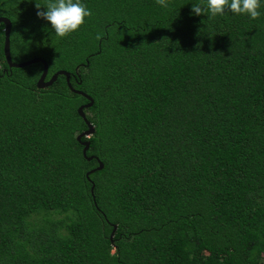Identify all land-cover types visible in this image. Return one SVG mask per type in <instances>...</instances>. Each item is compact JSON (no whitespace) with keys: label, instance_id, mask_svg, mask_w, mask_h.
<instances>
[{"label":"trees","instance_id":"1","mask_svg":"<svg viewBox=\"0 0 264 264\" xmlns=\"http://www.w3.org/2000/svg\"><path fill=\"white\" fill-rule=\"evenodd\" d=\"M36 2L0 0L13 61L94 100V159L89 101L11 69L0 24V264H264V0H82L65 38Z\"/></svg>","mask_w":264,"mask_h":264},{"label":"clouds","instance_id":"2","mask_svg":"<svg viewBox=\"0 0 264 264\" xmlns=\"http://www.w3.org/2000/svg\"><path fill=\"white\" fill-rule=\"evenodd\" d=\"M156 4L169 8V0H156ZM35 7L38 9L37 16L49 21L59 38L68 37L78 31L93 15L82 0H46L44 5L36 2ZM44 8L47 10H41ZM261 8V0H205L202 4L193 5L192 13L214 18L231 11L237 15L246 14L255 20L262 15ZM101 37L102 34H97L96 39L99 40Z\"/></svg>","mask_w":264,"mask_h":264},{"label":"water","instance_id":"3","mask_svg":"<svg viewBox=\"0 0 264 264\" xmlns=\"http://www.w3.org/2000/svg\"><path fill=\"white\" fill-rule=\"evenodd\" d=\"M0 24H4L5 25L4 53H5V56H6V60L8 62V65H9V67L11 69H13V68L23 69V68L29 67L31 65L37 64V63H42L44 65V70H43V73H42V75H41L38 83H37L38 89H41L42 90V89L49 88V87H51V86H53L55 84V82L58 80V78L60 76H65L67 78L68 85H69L70 89L72 90V92H74L76 94H79V95L85 97L89 101L88 104L83 105V106H81L78 109V113L85 120V122H86V124L88 126V129L86 131H84L82 134H80L78 136L77 140L84 147L83 154H84L85 158L88 161H92L94 159V157H88L87 156V154H88V152H89V150L91 148V142L90 141H83V138L90 139L96 133L95 127L93 126V124L91 122L88 121L87 114L85 113V110H88V109H90V108L93 107L94 100L90 96H88L86 93H84L82 91H79V90H76V89H74L72 87V85H71V74L68 73V72H66V71H59V72L55 73L52 76V78L47 81V77H48V74H49V65L42 58H34L32 60H29V61H26V62H23V63H16V62H14L13 61V58H12V53H11V40H10L11 31H12V22H11L10 19H8L6 17L0 16ZM98 163H99V167L91 170L87 174V178L88 179L90 178V175L91 174H93V173H95L97 171H102L104 169V164L101 163L99 160H98ZM94 187H95V185L93 184L92 194L94 192ZM114 235H115V230L112 233V238L114 237Z\"/></svg>","mask_w":264,"mask_h":264}]
</instances>
